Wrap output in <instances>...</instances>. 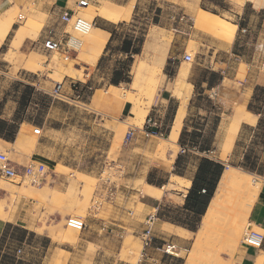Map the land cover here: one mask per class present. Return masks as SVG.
Instances as JSON below:
<instances>
[{"label":"rangeland","instance_id":"1","mask_svg":"<svg viewBox=\"0 0 264 264\" xmlns=\"http://www.w3.org/2000/svg\"><path fill=\"white\" fill-rule=\"evenodd\" d=\"M125 2L127 6L120 7L124 9L123 15L126 11L129 12V19L123 17L118 21L114 37L105 48V55L99 63L94 64L85 61L86 55L82 48L72 55L69 62H64L56 54L44 52L40 46V34L45 27L43 15H32L31 10L23 14L17 7L3 13L4 15L10 12L13 29L0 48V120L10 119L15 124L5 133L14 140L10 144L0 141V152L18 169L29 164L43 165L50 178L46 184L35 186L19 177H0V216L4 218V210L10 211L17 202L25 204L24 208H29L32 216L36 218L35 232L46 234L53 242L52 247L63 250L59 251L54 264H185L195 242V234L189 235L186 237L190 238L188 243L180 250V246L173 241L172 228L169 229L171 236L161 234L165 231L159 229L160 223L155 220L152 244L142 248L139 235L148 216L154 215V219L159 221L190 226L195 224L193 216L176 203L166 200L160 202L158 216H155L153 208L154 204L157 206L158 203L153 202V197L148 199L145 195L147 192L142 182L145 172L155 170L158 172L155 177L163 181L167 172L172 171L176 158L181 156L179 170L190 176L198 162L199 153L191 149V146V152L182 153L178 144L171 145L166 141L167 135L162 139L146 138L140 133V129L148 109L163 88L167 87L164 74L172 79L176 65L173 62H178L177 56L184 55L183 45L185 39H188L182 34L184 28L193 35L205 33L218 40L217 34L210 29L195 26V0H186L185 3L182 1L181 4L178 0H97L96 6L88 5L82 10L88 14L87 18L90 16V19H93L92 8L116 7L114 5ZM222 20L227 22L228 18L223 17ZM71 34L75 36L74 33ZM150 34H156L167 42L164 63L168 65L161 71L153 97H149L143 88H132L137 62L141 58L149 63L152 60L150 54H144V44ZM84 36L76 37L81 40ZM25 38L33 43L23 46ZM124 38H141L140 52L132 56L129 82L114 86L117 89L111 91L109 80L113 71L121 69L128 59V56L118 51ZM9 39L12 41L9 42ZM204 50L202 46L190 40L185 54H190L193 62L185 63L180 59V68L186 74L185 81L190 88V95L192 85L187 82L188 71L194 63H199L203 58ZM250 50L252 54L249 57H252L253 52L261 49L252 47ZM255 56L257 57V54ZM198 68L202 70L201 67ZM199 70L196 69L193 74H200ZM71 82L80 89L81 98L77 100L75 93L70 90ZM54 83H62L63 93L74 102H62L52 98L49 92ZM260 103H264V94L259 95L255 108ZM202 104L204 108L211 107L209 102ZM19 123L25 125L17 130L19 126L16 124ZM34 128L41 130L40 135L33 133ZM130 129L135 131L132 139L137 133L142 137L137 143L129 146L131 141L126 145L124 142ZM20 132L23 133V139L17 142ZM160 145L165 147V151H159ZM242 145L245 143L241 142L239 148ZM252 152L264 160L262 143L255 144ZM226 155L224 148L221 157ZM257 164L256 160L255 168ZM228 166L239 173L248 174L252 189L256 188L258 194L261 184L259 179L251 174V170H243L230 164ZM125 178L133 181L130 187L124 183ZM177 180L169 179V184L160 192L159 199L163 194L171 192L182 194L183 183ZM109 193L112 196H109ZM143 215L146 217L143 218ZM69 217L80 218L85 224V229L78 233L72 230V235L68 233L66 219ZM222 220L223 218H220L217 221L206 242L201 245L199 264H214V258L218 255L221 264H240L242 239L250 226L247 217L237 219L241 234L232 241L234 244L228 242ZM199 225L198 222L196 231L199 230ZM103 226L108 228L103 230ZM252 229L263 234L258 227L254 226ZM22 232L23 230H20L13 235L17 242L24 239L25 233ZM163 239L165 241H162ZM88 241L91 243L87 244ZM164 242H173L177 246L176 257L164 255L156 250ZM43 244L40 237L30 234L23 246L16 244L14 247L23 254L21 262L25 264L40 262L41 259L45 264H49L53 253L51 249L41 252L39 247H43ZM2 262L8 264L10 261L2 259L0 263Z\"/></svg>","mask_w":264,"mask_h":264},{"label":"crops","instance_id":"2","mask_svg":"<svg viewBox=\"0 0 264 264\" xmlns=\"http://www.w3.org/2000/svg\"><path fill=\"white\" fill-rule=\"evenodd\" d=\"M79 1L82 0H0V19L10 17L7 16L10 15L8 14L10 12L4 15L3 13L17 7L23 14L31 10L32 15H43L45 26H59L57 19L63 10L72 11L77 16L88 17V14L82 9H77L76 4ZM85 1L88 3L87 5L96 6L97 0ZM182 1H184V3L186 2V0H178V3L181 4ZM120 5L125 7L127 6V2L118 3L114 6ZM133 8H135V5ZM194 8L195 15L199 10H203L221 19L223 17L228 18L227 22L236 26V31L233 42L231 44H226L205 33L198 36L193 35V33L187 32L186 28H184L182 34H185L188 39L184 41L183 53H186V46L190 40L199 44V46H202L205 50L203 52L204 56L199 60V63H194L188 71L187 82L192 85V90L185 108L186 112L182 120L181 130L176 144H178L179 149L184 147L189 149V144H195L191 149L197 150L196 152L199 153V159L206 158L218 163L223 166V171L229 164L245 170L244 166L247 160L256 159L258 161L257 169L252 171L251 174L259 179L261 187L248 213L247 220L250 227H258L264 234V160L260 158L259 155L255 156L252 152V148L255 144L262 143L264 147V103H260V105L255 108V102L258 96L262 93V90L264 92V0H195ZM90 18L89 16L87 19L95 22L93 28L108 34L105 39L103 50L96 60V63H99L103 55H105V48L113 39V33L118 22L114 23L111 20L99 16L93 19ZM183 26L186 27V25ZM12 29L13 25H11L8 34L0 44V48L4 45L7 38H9ZM9 40V42L12 41V39ZM26 43L32 44L33 41L30 42V40L25 38L22 45L24 46ZM252 47H258L261 50L253 52L254 56L249 57V55L252 54L250 50ZM256 54L257 57L255 56ZM182 57L181 55L177 56L176 59H178V62H173V64L175 63L176 65L174 67L175 72L172 74V79L167 77V74H164L165 78H167V87H164L160 92L154 104L148 109L147 114V116L152 115L157 118L161 130L164 131L167 136L170 133L171 126L181 106L180 100L173 95V87L175 78L181 71L180 59H182ZM167 65L168 64H165L163 67L165 68ZM198 67H201L202 70H199ZM196 69L200 71V74H193ZM113 87L114 86H110L109 89ZM202 102L211 103V107L208 109L204 108ZM240 108L246 116L253 120V122L242 121L230 145L227 141L228 128L231 123L230 118L233 112ZM0 121L5 125L0 132V141L5 144H10L11 141L5 139V133H8L11 125L15 123L10 119L4 118H1ZM16 125L19 126L17 130H20L25 123ZM140 137H142V135L137 133L135 138L129 143V146L137 143ZM180 142L184 145L182 146ZM226 142L227 144H225ZM241 142L245 143V145H242L244 148H239ZM202 146H206L203 151L200 149ZM224 148H226L227 155L222 158L221 154ZM186 152L191 151L189 149ZM175 162L172 171L167 172L163 181L155 177L156 173H158L155 170L146 171L143 177L142 182L147 192L145 195H147V198L150 196L153 197L155 199L153 202L156 204L158 203L157 206L154 204L153 208L155 216H158L160 202L163 200L176 203L180 207H183L185 198L192 187L197 164L192 174L188 176L184 172L178 175L174 173ZM170 178L182 181V194L171 192L163 194L159 199L160 192L169 184ZM124 183L130 187L133 181L129 180V178H125ZM24 207L25 204L17 202L10 211L4 210V218L0 216V260H9L12 264H25V262H21L23 261V254L21 255V251L20 254H17L16 251L18 249H16L14 245L23 246L27 242L28 236L31 234L33 237H40L44 242L43 247H39L41 252L43 250L47 252L51 249L53 257H51L49 264H54L59 255V251L62 252L63 250L52 247L53 242L46 234L40 235L35 232L34 224L37 223L36 218L32 216L29 208L25 209ZM145 217L146 215H143V218ZM155 220L160 223L159 229L165 231L161 232V234L171 236L169 229L172 228L173 241L180 246V250L185 248L190 238L181 237L179 232L182 231V229L187 231L188 237L198 231H190L170 221ZM200 221L201 218L199 224ZM20 230H23L22 233H25V237L22 242H17L15 239L16 237L13 235ZM162 241L165 240L163 239ZM86 243L90 244L91 241ZM171 243L174 244L173 242ZM260 256L261 261L258 264H264V242L262 248L259 250L243 247L240 251V264H257L256 262H258L257 260H259L258 258H260ZM32 264H45V262L41 259L40 262L37 261Z\"/></svg>","mask_w":264,"mask_h":264},{"label":"bare ground","instance_id":"3","mask_svg":"<svg viewBox=\"0 0 264 264\" xmlns=\"http://www.w3.org/2000/svg\"><path fill=\"white\" fill-rule=\"evenodd\" d=\"M123 11L124 9L120 6H116V7L104 6L99 9H96L95 7L91 9V16L104 17L116 23L120 21L123 17L125 19H129V12L126 11V13L123 15L122 14ZM194 23L197 28L210 29L214 31L217 34L218 40L221 42H224L226 44H231L234 40L236 26L222 20L218 16L209 14L207 12H204L203 10H199L194 18ZM10 28H11V18L10 17L1 18L0 44L5 39ZM21 32L22 30L18 32V35H20ZM107 35L108 34L104 32L92 28L80 40L79 42L80 48H82L81 49L82 52L84 53V55H86L85 61L87 63H91V64L96 63L97 58L100 56L103 50ZM166 50H167V42H165L163 39H160V37H158L156 34L148 35L147 40L145 41L144 44V54L145 56L150 54L152 56V60L150 63L147 61L148 62L147 63L145 59L141 58L137 62L134 68L132 88H138V87H140L141 89L143 88V90L149 97H151L154 94V92L156 91L155 89L160 81L158 78L164 66ZM185 78H186L185 72L180 71L174 81L175 83L173 87V94L178 97L181 106L176 114L175 121L171 126L170 133L166 139V141L171 145L176 144V141L178 139L181 130L182 120L185 116V112H186L185 108L189 100L190 88L186 85ZM116 89H117L116 87H113L110 90L115 91ZM230 121L231 123L228 128L227 141L231 145L236 135L239 124L242 121H247L252 123L253 120L250 117L246 116L243 110L240 108V109H236V111L233 112ZM22 135H23L22 132L18 134L16 139L17 142L23 139ZM225 144H227V142ZM160 146H158L159 151L160 152L165 151L164 150L165 147L162 146L160 147ZM247 176L248 174L239 173L236 169L229 166H227L224 169V171L221 174V177L219 178L214 195L210 200L207 209L201 218L199 230L195 233L196 236L194 239L195 242L187 256V260L185 264H199L198 257H199V251H201L200 250L201 245L204 243L205 240H207V237L211 233L215 224L218 223L217 221H219L220 218H223L221 223L222 225H224L223 227L225 228V234L226 237L228 238L229 243L230 242L233 243L232 241L236 240L235 238L241 234V230L239 229V226L237 224L238 223L237 219L238 218L245 219L248 216V213L250 212L251 207L253 205V198L257 194L256 188L252 189L253 185L251 186V182L249 181ZM86 190L88 191V189ZM67 232L71 233V235L73 233L72 230L69 229ZM179 234L182 235L183 237L185 236L186 238L188 232L182 229V231H180ZM71 235L69 234V237ZM218 256H215L214 264H221L220 258ZM258 259H259L257 260L258 262H256L257 264L261 261L260 260L261 256Z\"/></svg>","mask_w":264,"mask_h":264},{"label":"built area","instance_id":"4","mask_svg":"<svg viewBox=\"0 0 264 264\" xmlns=\"http://www.w3.org/2000/svg\"><path fill=\"white\" fill-rule=\"evenodd\" d=\"M87 4L88 3L86 1L82 0L79 1L76 6L77 9H82L85 6H88ZM57 23H59V26L47 25L43 28L41 32L40 46L44 52L48 54H56L60 56L61 60L64 62H69L72 59V55L77 54L79 51L80 40L78 37L88 33L95 26V22L87 20L84 17L77 16L72 11L63 10L59 14ZM71 33H74L75 36ZM182 60L183 62L191 63L193 61V57L190 54H184ZM70 90L75 93L76 100L81 98L80 89H78L75 83L70 84ZM88 90H91V88H88ZM49 95L58 101L74 102L71 97L63 93L62 83H54ZM134 132L135 131L133 129L127 131L124 142L125 145L132 140ZM33 133L35 135H40L41 130L39 128H34ZM140 133L146 138L153 137L162 139L165 136L164 131L161 130L159 121L152 115H148L145 118L143 127L140 129ZM185 151V149H181L182 153ZM0 177L6 179L19 177L29 184L40 186L49 182L50 175L41 164H29L18 169L4 153L0 152ZM202 193H204V191H202ZM109 196H112V194L109 193ZM154 218V216H148L144 222V228L139 235L143 249L151 246L153 239ZM66 226L77 232H81L85 229L84 222L77 217L67 218ZM105 228H108V226L102 227L103 230ZM263 242L264 234L255 232L252 227L249 226L247 231L244 233L242 246L248 249L259 250L262 248ZM156 250L164 255L172 257H176L178 251L177 246L170 242H164L160 247H157ZM16 253L20 254V250H17Z\"/></svg>","mask_w":264,"mask_h":264},{"label":"trees","instance_id":"5","mask_svg":"<svg viewBox=\"0 0 264 264\" xmlns=\"http://www.w3.org/2000/svg\"><path fill=\"white\" fill-rule=\"evenodd\" d=\"M113 37H114V33H113ZM141 43H142L141 38L122 39L118 51L120 52V54L128 56V59L125 64H122L121 69H116L113 71L111 78L109 80V84L111 86H118L121 83L129 82L128 73H129V66L132 62V56L139 54ZM262 93L264 94L263 90ZM0 126H1L0 128V132H1L3 126L5 127V125H3V123L0 121ZM5 139L7 141L13 140L11 137L8 136H6ZM180 144L182 146L184 145L181 142ZM194 145L195 144H189V146L191 147ZM205 145L208 146L207 144ZM206 146H202L200 148L201 151H203L204 147ZM183 149H185L186 151L189 150L187 147H184ZM180 159L181 156H178L175 162L174 173L177 175L183 173L181 170H179L181 167ZM255 166H256V159H249L247 160L244 169L251 170L252 172L257 169L255 168ZM222 171H223V166H221L220 164L210 161L206 158H200V159L198 158L197 169L194 179L192 181V187L189 190V193L185 198V202L182 207V210L189 213V215L195 218V224L192 226L186 224H178L175 222L174 224L180 225L193 232L196 231V225L199 222L200 218H202L201 216H203V214L205 213L207 209L206 207L208 206L210 199H212L211 197H213L212 195L214 193L215 188L217 187L216 185L218 184ZM202 191H204V193H202ZM0 264H5V263L2 262ZM8 264H12V262L10 261Z\"/></svg>","mask_w":264,"mask_h":264}]
</instances>
